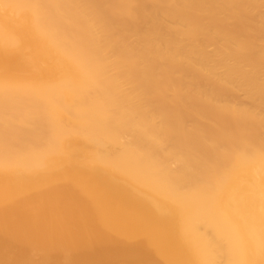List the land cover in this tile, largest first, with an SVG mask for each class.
Segmentation results:
<instances>
[{
	"label": "bare ground",
	"instance_id": "1",
	"mask_svg": "<svg viewBox=\"0 0 264 264\" xmlns=\"http://www.w3.org/2000/svg\"><path fill=\"white\" fill-rule=\"evenodd\" d=\"M0 264H264V0H0Z\"/></svg>",
	"mask_w": 264,
	"mask_h": 264
}]
</instances>
